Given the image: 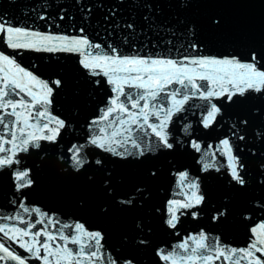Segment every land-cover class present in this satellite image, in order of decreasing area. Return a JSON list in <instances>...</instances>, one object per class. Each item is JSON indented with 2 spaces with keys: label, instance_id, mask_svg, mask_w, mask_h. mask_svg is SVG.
Listing matches in <instances>:
<instances>
[{
  "label": "water",
  "instance_id": "obj_1",
  "mask_svg": "<svg viewBox=\"0 0 264 264\" xmlns=\"http://www.w3.org/2000/svg\"><path fill=\"white\" fill-rule=\"evenodd\" d=\"M0 20L14 27L54 36L84 35L92 44L101 45L99 49L82 50L85 54L81 51L20 48L24 52L25 61H20L23 66L49 83L53 78L61 81V86L55 88L53 96L50 95L51 111L62 118L67 127L56 143L41 142L39 149L19 156L21 165L16 168L31 169L33 180V186L22 194L13 192L12 170L0 169L2 216H18L27 224L35 225L30 232L43 229L55 235L56 240L50 242L53 248L64 246V241L59 239L61 234L75 236L82 244L93 242L75 231L76 222L72 227H65L59 219H47L45 213H57L61 220L80 221L89 232L100 231L104 237V259L97 264H108L112 259L119 263L131 260L133 264H171V261L162 260L157 251L170 253L189 236L198 238L201 232L216 241L217 247H220L218 242L227 248L250 245L247 243L251 236L249 230L258 221L264 223V167H261L264 165V90L250 89L243 95L236 93L231 102L226 94L204 99L199 92L205 89L200 88L198 92L185 80L183 85L177 82L167 84L162 91L153 88L157 92L153 100L147 95L148 90L124 85V92L129 95L120 96L119 103L124 104L129 113H140L143 109L150 124L160 123L157 116L163 118L165 105L172 108L173 115L165 131L173 149H164L158 143L141 116L138 123L142 127L130 122L128 127L133 137L153 144V151L141 158L142 162L134 158L119 159L88 148L84 155L91 163L76 172L61 160V156L67 157L66 149L72 143L85 141L87 124L99 118L101 110L110 107V99L117 95L112 90L114 85L109 84V78L104 75L105 68L83 67L81 61L86 57L110 54L111 48L115 47L126 56L171 58L195 68V73L189 72V75L203 70L184 57H235L242 63H252L258 71H264V0H0ZM129 24L133 28H128ZM253 53L256 55L254 61L251 59ZM195 83L208 90L219 91L221 87V83L213 85L208 80L195 79ZM222 84L235 92L227 81ZM141 95L144 99H140ZM173 95L176 100L183 101L182 105H177L181 108L179 112L173 107ZM184 96L188 97L187 100ZM133 98L139 107H131ZM212 104L221 111L205 128L202 120ZM121 115L127 119V113ZM35 118L36 115L31 117ZM245 119L248 121L246 125L240 123ZM107 124V121H100L92 126L98 130ZM112 130L108 129L109 132ZM0 134H3L1 125ZM240 135L245 139H238ZM224 138L231 140L234 155L244 164V186L232 180L228 158L216 151ZM192 141L201 145V152L191 147ZM98 158L104 162L103 169L94 164ZM51 162L57 165L58 174L48 168L43 170V175H51L54 181L39 172V165L53 164ZM204 163H210L211 167L205 170ZM150 169L156 171L154 177L148 174ZM106 172L111 173L113 191L110 193L101 183ZM180 172L188 174L183 185L179 183ZM173 179L177 182L173 183ZM191 181L199 185L197 194L204 197L203 202L193 209H180L176 227L169 228L165 223L169 207L166 202L170 200L172 185L179 191L178 201H183L186 197L191 198ZM137 186L142 189L141 194L135 193ZM131 197L134 200L130 206L118 203ZM20 200H24L26 207L38 208L40 212L25 213L19 208ZM192 211L198 213L197 217L193 218ZM217 212L224 215L213 220ZM37 220L41 223L36 224ZM2 221L9 226L26 227L19 219ZM21 238L29 240V237ZM140 240L146 243L141 244ZM66 246L73 251L80 248L72 243ZM193 247L194 241H188L189 251L185 253L177 249V252L185 256L214 255L211 248L193 254ZM32 256L33 264H42ZM222 261L223 258L211 260L208 264H221ZM89 263L82 261V264ZM7 264H13V260L8 259ZM195 264H201V261L196 260Z\"/></svg>",
  "mask_w": 264,
  "mask_h": 264
},
{
  "label": "snow or ice",
  "instance_id": "obj_2",
  "mask_svg": "<svg viewBox=\"0 0 264 264\" xmlns=\"http://www.w3.org/2000/svg\"><path fill=\"white\" fill-rule=\"evenodd\" d=\"M63 18V17H62ZM44 19V17H41ZM128 28H133V25L129 24ZM80 32L83 33L84 29L81 28ZM0 36L5 38V43L13 49H34L36 51H54V50H66V51H81V54H85L84 51L90 48L99 49L101 45L92 44L91 41L84 35L81 36H54L51 34L39 33L31 31L27 28L14 27L3 20H0ZM41 45L43 47H41ZM193 49L197 46L192 45ZM184 60H189L196 68L203 70L199 74L189 75V72L195 73V68H189L176 60L171 58L160 57H143V56H126L121 55L119 50L115 47L111 48L110 54L94 55L90 58L86 57L84 61H81L84 68H105L104 75L107 76L109 84H113V92L117 95L110 99V107H106L101 110L102 114L99 118L93 120L89 125L97 124L100 121H107L106 127H100L98 132L91 130L86 140L88 145L94 146L97 149L104 151L105 153H111L121 159L127 160L128 158H134L136 161L142 162L141 158L153 151V144L151 141L145 142L143 138H135L131 135V129L128 127L129 122L135 124L138 127H142L138 123L141 116L143 117V124L147 125L151 129L153 135L157 138L158 143L162 145L164 149L171 150L174 145L169 140V134L165 131L168 121L173 115L172 108H168L166 105L162 109L164 116L157 125L150 124L148 122L147 114L141 109L140 113L128 112L124 104L119 103L120 96H128L129 94L124 92V85L134 88H144L147 91V95L151 96L153 100L157 97V92L152 90L153 88L163 90L167 84L177 82L184 84L187 80L192 88L197 89L204 88V92L199 94L204 99H208L213 96H222L226 94V98L229 102L232 101L233 95L239 93L243 95L246 90L254 89L259 92L264 90V71H258L252 63H242L235 57L226 59H216L210 57L189 58L184 57ZM251 59H256L255 53L252 54ZM231 69V71H229ZM26 78L31 81V86H22L21 79ZM195 79L211 81L213 85L221 83L219 91L208 90L204 85H197ZM227 81L231 85L235 92H231L229 88L223 87L222 82ZM0 100L3 104H0V125L5 130L3 134H0V153H7L6 155H0V169L11 168L13 169V184L16 193L22 194L26 188L33 186V180L31 178V169L29 168H16V165L20 164L18 152H28L31 148L39 149V142L56 143L58 137L61 135V130L66 128L67 125L62 119L48 116L46 112L37 111L36 116L40 120H46L43 124L34 125L29 122L31 112L25 116L22 112L18 111L19 108L29 109L30 102L21 99L15 100L9 97L13 95L16 88H19L21 92H24L26 96L32 97L37 104H48L50 101L46 98L53 92V88L49 82L39 80L35 75L19 67L12 58L4 55L0 52ZM56 87L61 86L59 79L51 82ZM35 85H39L44 90V96L37 98V94L34 91ZM187 96H184V100H187ZM140 99H144L141 95ZM173 107L176 112L181 111L177 105H182L183 101L176 100L175 95L172 97ZM132 103V108L139 107L138 102ZM148 105L145 104V107ZM10 109V111H5ZM220 108L215 104L211 105L210 110L207 111V115L204 116L202 123L205 128H208L216 119L220 113ZM127 113V119L123 118L121 114ZM113 114H117L113 116ZM7 117H14L13 121H8ZM23 117V119H22ZM240 123L246 125L248 121L242 120ZM55 125L54 127L50 125ZM116 125V127H114ZM35 128V131H29V129ZM108 129H113L108 131ZM233 135H236L234 132ZM138 136V133H137ZM6 137H10L7 139ZM240 140L245 139L240 135L237 137ZM11 144V147H5V145ZM191 147L201 152V145L192 141ZM212 146L209 145V148ZM13 149H16L14 151ZM85 145L84 144H71L67 149V157L61 156V160H64L74 171L80 172L83 168L91 163L88 161L87 156L83 155ZM216 151L223 153L228 158V167L230 168L229 175L232 180L240 186L245 185V178L242 174L244 164L240 162V158L233 153L231 140L224 138L219 142ZM206 156L207 153H204ZM94 164L103 169L104 162L102 159H96ZM203 167L207 170L211 167L210 163H204ZM264 167V165H261ZM149 175L155 176L157 173L154 169H150ZM92 179V177H89ZM188 179L187 172L179 173V183L181 185ZM106 192H112L111 173L106 172L104 179L101 182ZM199 185L196 181H191L189 188L191 189V198H185L183 201L169 200L168 201V217L165 220L166 225L169 228L174 229L179 220L177 212L180 209H193L203 202L204 197L197 194ZM136 194H141L142 189L137 186L135 189ZM134 197L121 199L118 203L122 206L132 205ZM19 208L23 209L25 213L40 212L38 208H28L25 206L24 200L19 201ZM106 211V209H104ZM44 215H47L46 213ZM193 218L197 217L198 213L192 211ZM223 212H217L213 216V220H217L220 216H223ZM25 224V228H17L14 225L9 226L0 223V234L7 237L9 240L20 243L21 247H24L26 251L32 253L37 259L42 261V264H82V261L87 260L90 264H96V262H102L104 254L102 252L104 239L103 234L100 231L89 232L85 226L81 223H76L73 227L75 231L81 236L87 238L93 243L82 244L81 240L75 236L68 237L60 235L59 239L64 241V246L56 245L53 248L52 243L56 240V236L51 233H46L43 229L36 232H30V229L35 225L27 224L22 218L18 216H0V220H16ZM36 224L41 223L37 220ZM49 223H52L49 220ZM65 227H69L65 225ZM257 228L264 233V223L259 224L252 229V232L256 234ZM20 236L29 237V240L20 242ZM41 236H45L46 239H39ZM188 241H194L195 247L191 248V252L196 254L198 250L207 251L208 249H214V255H198V256H185L177 252V249L188 252ZM68 243L80 245V248L76 251L69 249L66 245ZM139 243L144 244L146 241L140 240ZM258 245H261L258 247ZM85 249H88L87 251ZM43 250V255L41 251ZM255 252L261 253V256H254ZM0 251L4 255L0 256V260L11 259L17 261V264H25V259L14 254L3 242H0ZM176 254L175 256L173 254ZM239 254V256H238ZM157 255L164 261H171V264H195L196 260H200L201 264H208L211 260H220L223 258L227 264H241L242 261L247 260L248 264H264V242L259 239L254 241L246 249H233L226 246L217 247L216 241L211 240L204 232L199 233L198 238L189 236L187 240L176 245V247L170 253H165L163 250H158ZM238 257V258H237ZM108 264H119L116 259H112ZM123 264H133L131 260H125Z\"/></svg>",
  "mask_w": 264,
  "mask_h": 264
}]
</instances>
